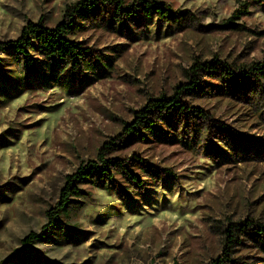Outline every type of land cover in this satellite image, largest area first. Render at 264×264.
Returning <instances> with one entry per match:
<instances>
[{"label":"rangeland","instance_id":"374dc122","mask_svg":"<svg viewBox=\"0 0 264 264\" xmlns=\"http://www.w3.org/2000/svg\"><path fill=\"white\" fill-rule=\"evenodd\" d=\"M77 1L0 0V40L17 38L28 21L56 26L66 6ZM156 1L185 13L186 26L156 19L123 25L77 20L82 27L75 40L103 57L99 74L67 77L56 60L53 73L61 74L56 83L41 59L26 85L4 81L0 264L30 232L45 236L47 211L59 204L66 175L96 160L102 144L122 132L149 99L172 95L187 81L194 61H264L261 0ZM246 2L248 13H235ZM203 80L205 94L187 100L230 131L208 132L200 123L194 128L202 140L193 148L172 138L130 137L113 156L145 179V189L131 186L128 193L120 176L110 191L79 184L83 194L72 197L71 217H61L54 232L33 245L42 259L26 252L2 264H209L222 254V231L231 222H264V102L256 110L253 94L234 90L219 96L225 85L208 76ZM183 130L192 133V124L183 121L171 133L184 140ZM143 164L154 176L143 177ZM256 253L240 248L234 258L239 264H264V255Z\"/></svg>","mask_w":264,"mask_h":264},{"label":"trees","instance_id":"16d2710c","mask_svg":"<svg viewBox=\"0 0 264 264\" xmlns=\"http://www.w3.org/2000/svg\"><path fill=\"white\" fill-rule=\"evenodd\" d=\"M261 2L264 3V0ZM248 4L249 2L242 4L235 13L247 14L250 6ZM184 14L174 10L164 1L78 0L66 6L63 20L54 27L45 25L42 19L37 22L28 21L17 38L0 40V77L4 83L3 89L0 87V92L3 97L8 93L7 82L16 88L26 85L29 77L37 72V60L41 59L45 61V72L50 77L49 81L56 83L59 82L61 75L53 73V61L56 60L63 64L61 71L66 72L67 77L79 78L87 71L99 74L102 55H96L91 47L83 46L74 38L81 31L82 25L78 23L79 20L98 18L103 23L123 25L156 19L164 24H178L183 27L186 26L181 24ZM4 56L7 57V61H4ZM206 76L225 85L224 89L218 88L217 95L228 96L234 90L244 91L248 95L253 94L255 109L261 110V102H264V61L242 65H234L218 57L210 61H194L186 70L187 81L180 82L172 95L163 94L149 99L146 105L134 112L133 120L124 124L122 132L102 144L96 160H89L74 173L66 175L59 204L47 211L45 236L30 232L21 240L22 247L15 249L2 263L19 260L26 252L35 253L38 260L42 259L33 245L43 242L49 233L54 232L61 217L66 219L71 217L72 197H81L83 194L79 184L90 183L97 188L110 191L115 178L120 176L127 184L125 186L128 193L132 192L131 186L145 189V179L129 169V165L123 159L113 156L130 137L140 142L150 140L152 137L168 141L172 138L193 148L202 140L201 132L194 128L201 127L200 123L206 125L208 132H212L213 128L220 132L230 131L225 123L217 120L210 112L187 100L205 94L203 78ZM183 121L186 125L192 124V133L183 130V134H186L184 140L180 139L178 134L171 133L172 130H178ZM140 169H144L143 177L145 174L154 176L144 164ZM222 233L224 236L222 254L209 264H239L237 258H234V253L240 248L254 249L257 255H264V222L254 218L231 222Z\"/></svg>","mask_w":264,"mask_h":264}]
</instances>
